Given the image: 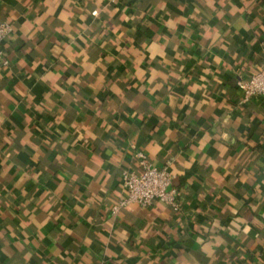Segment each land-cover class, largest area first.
Masks as SVG:
<instances>
[{"label":"crops","instance_id":"0c3cea01","mask_svg":"<svg viewBox=\"0 0 264 264\" xmlns=\"http://www.w3.org/2000/svg\"><path fill=\"white\" fill-rule=\"evenodd\" d=\"M0 21V264H264V99L237 86L264 0H0ZM135 149L180 211L112 214Z\"/></svg>","mask_w":264,"mask_h":264},{"label":"built area","instance_id":"2783aa9c","mask_svg":"<svg viewBox=\"0 0 264 264\" xmlns=\"http://www.w3.org/2000/svg\"><path fill=\"white\" fill-rule=\"evenodd\" d=\"M97 15L98 12H93V16ZM13 33L14 27L10 22L0 21V62L5 68L10 66L6 43ZM262 49L264 53V42ZM237 86L243 94L244 103L253 98L264 99V58L259 70L248 80L240 79ZM135 158L139 171L126 170L123 172L122 186L126 195L114 206L112 214L117 215L131 205L148 208L157 202L172 208L174 211H180V193L171 189L173 175L168 169L157 167L151 163L143 150L135 149Z\"/></svg>","mask_w":264,"mask_h":264},{"label":"trees","instance_id":"16d2710c","mask_svg":"<svg viewBox=\"0 0 264 264\" xmlns=\"http://www.w3.org/2000/svg\"><path fill=\"white\" fill-rule=\"evenodd\" d=\"M252 76H253V74H251L250 77L245 78L244 80H248V79H250Z\"/></svg>","mask_w":264,"mask_h":264}]
</instances>
